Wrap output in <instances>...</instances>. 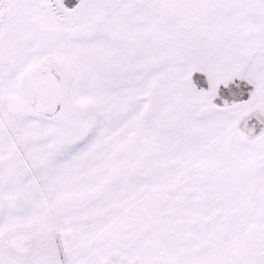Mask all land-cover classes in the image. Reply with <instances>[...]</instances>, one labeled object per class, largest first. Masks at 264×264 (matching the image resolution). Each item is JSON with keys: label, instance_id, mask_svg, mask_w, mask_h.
<instances>
[{"label": "snow or ice", "instance_id": "6c2138e0", "mask_svg": "<svg viewBox=\"0 0 264 264\" xmlns=\"http://www.w3.org/2000/svg\"><path fill=\"white\" fill-rule=\"evenodd\" d=\"M0 264H264V0H0Z\"/></svg>", "mask_w": 264, "mask_h": 264}]
</instances>
